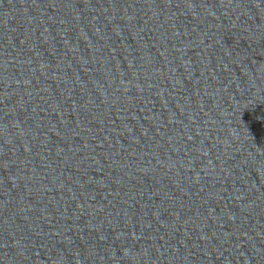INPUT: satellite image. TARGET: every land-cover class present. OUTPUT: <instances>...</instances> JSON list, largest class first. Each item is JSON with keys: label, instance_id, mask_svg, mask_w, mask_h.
<instances>
[{"label": "water", "instance_id": "95a60500", "mask_svg": "<svg viewBox=\"0 0 264 264\" xmlns=\"http://www.w3.org/2000/svg\"><path fill=\"white\" fill-rule=\"evenodd\" d=\"M0 264H264V0H0Z\"/></svg>", "mask_w": 264, "mask_h": 264}]
</instances>
